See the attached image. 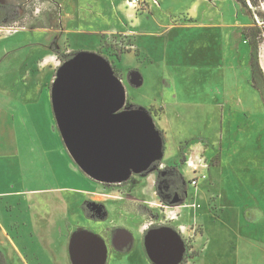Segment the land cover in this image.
<instances>
[{
	"label": "rangeland",
	"instance_id": "1",
	"mask_svg": "<svg viewBox=\"0 0 264 264\" xmlns=\"http://www.w3.org/2000/svg\"><path fill=\"white\" fill-rule=\"evenodd\" d=\"M254 1L252 10L264 15V0ZM0 9L6 17L0 22V158L12 163L4 174L28 189H43L47 200L75 195L47 191L52 187L78 194L77 220L65 219L61 205L55 218L57 264H72L58 240L67 246L70 234L83 232L80 209L97 224L116 263L123 258L114 253L128 251L141 231L146 246L154 236L179 234L176 227L184 223V257L174 264H264V114L250 85V47L243 36L253 22L236 0H0ZM80 53L107 63L124 87L119 112L143 109L161 140V160L121 185L86 175L56 124L57 71ZM258 56L264 73V39ZM131 72L142 78L137 88L129 84ZM236 94L247 97L244 106L231 103ZM188 158L207 165L198 169L206 177L196 186L189 184ZM172 170L187 186L185 202L173 199ZM121 193L126 199L105 198ZM105 199L116 204L113 220ZM49 204L58 209L57 202ZM179 207L178 221L166 219V211ZM38 224L34 246L42 250L46 230ZM6 253L10 264H22L15 252ZM144 257L137 252L124 264H154Z\"/></svg>",
	"mask_w": 264,
	"mask_h": 264
},
{
	"label": "water",
	"instance_id": "2",
	"mask_svg": "<svg viewBox=\"0 0 264 264\" xmlns=\"http://www.w3.org/2000/svg\"><path fill=\"white\" fill-rule=\"evenodd\" d=\"M128 77L134 88L142 84L138 72ZM124 95L107 63L88 53L63 62L53 84L57 127L72 155L102 184L124 183L161 160L156 155L157 148L162 152L161 140L149 115L144 112L146 121L138 114L143 109L119 112Z\"/></svg>",
	"mask_w": 264,
	"mask_h": 264
},
{
	"label": "crops",
	"instance_id": "3",
	"mask_svg": "<svg viewBox=\"0 0 264 264\" xmlns=\"http://www.w3.org/2000/svg\"><path fill=\"white\" fill-rule=\"evenodd\" d=\"M246 91L248 92L249 90ZM246 98L236 94L235 96H232L231 103L239 102L242 106H244L247 100ZM257 99V101H259L258 110L264 114V108L259 94ZM222 104L223 103H219L218 105ZM10 165L12 166V163H6L5 160L0 158V235L5 241L0 244V252L4 255L6 264H10L6 253L8 249L9 251L15 252V254L21 259L22 264H49L48 260L44 262L45 258H48L51 263L55 259L57 264L59 263V255L56 254L57 243L54 237L55 233L53 231V227L57 225L55 218L57 216L59 217L61 214V206H64L65 219L77 220L79 215L78 194L74 192L73 189H67V187H52V189H47V191L56 193L61 190H64L65 192L69 190L68 192L75 195L70 198L69 201L66 200L65 202L62 201L61 198L56 199L55 197L53 198V201L49 199L47 200V198L43 196L45 194L43 193V189H28L24 182H14L12 181L13 177L10 176L9 178V176L5 175L4 173L10 170ZM105 196V198L114 200L115 202L116 200H120V198L126 199L127 197L122 193L114 196ZM110 200L105 199L102 202L105 201L104 206L109 212V220H113V215H116L114 209L116 204H114V201ZM51 202L54 204L57 202L58 209L55 207L51 208L50 204L47 205V203ZM176 209V213L181 212L180 207ZM113 211L115 214L112 213ZM67 212L68 214H66ZM251 215V212L247 211L246 218L249 219ZM117 216H119L120 219V215L118 214ZM84 219L86 226L82 228L84 230L81 232L84 237L78 239L79 244H75L74 241L76 237L78 238L76 234H70L67 246L61 245L60 239L62 238L58 240V245L61 246L64 252L63 258H65V260L70 259L73 264H75V262L76 264H121L119 263L120 261H118V263L114 261V256L111 257L108 255V250L105 246L103 238H101V233L96 232L97 229L95 226H97V224L89 218ZM196 219H198V217H196ZM38 223L43 229L45 228L44 230H46V234L43 239H41L42 245H44L42 248L43 251L38 248V244L36 247L34 246V243H37L38 241L36 237L37 235L35 234V232H37L35 230V226ZM182 225L186 226L184 223ZM142 233L143 231L138 234L139 238ZM161 248H163L164 251L161 250ZM181 250L182 248L179 238L172 233L168 234L167 238H163V236H154L149 239L148 244L146 243L145 246L147 258L150 262H154V264H161L164 262L169 264L176 263L180 259ZM39 251L43 253H40ZM51 257H53L52 260L50 259Z\"/></svg>",
	"mask_w": 264,
	"mask_h": 264
},
{
	"label": "trees",
	"instance_id": "4",
	"mask_svg": "<svg viewBox=\"0 0 264 264\" xmlns=\"http://www.w3.org/2000/svg\"><path fill=\"white\" fill-rule=\"evenodd\" d=\"M247 16L252 20L253 26L246 28L243 32V36L248 41L250 47V82L251 87L259 94L261 103L264 108V73L259 64V44L264 39V15L262 13H256L252 8L258 7L257 1L254 0H236ZM4 11L0 9V22L5 19ZM261 25H258V24ZM71 58H67L69 60ZM65 60V59H64ZM181 202L185 201V196L181 195ZM0 264H6L4 255L0 252Z\"/></svg>",
	"mask_w": 264,
	"mask_h": 264
},
{
	"label": "flooded vegetation",
	"instance_id": "5",
	"mask_svg": "<svg viewBox=\"0 0 264 264\" xmlns=\"http://www.w3.org/2000/svg\"><path fill=\"white\" fill-rule=\"evenodd\" d=\"M172 172L175 174V175H177V178L176 179H173L172 180V178H171V182H173V183H170V188H171V190L173 191V199H174V201H180L181 200V198H182V196L181 195H184L185 196V201L187 200V197H188V189H187V186L183 183V182H181V180L179 181V179H180V177H179V174H178V172H176L175 170H172ZM133 175V174H132ZM130 179V177L128 178V180ZM124 182H127V181H124ZM181 182V183H180ZM101 184V183H100ZM123 184V183H122ZM121 185V184H120ZM184 201V202H185ZM85 209H80V213L82 214V216H84L85 218H89V217H86V215H85ZM178 214V213H177ZM90 219V218H89ZM178 221V220H177ZM152 225V224H151ZM179 225H182V224H179ZM83 228V227H82ZM82 228H80V230L78 229V231H83L84 229H82ZM188 228V227H187ZM76 229V228H75ZM148 229V228H147ZM146 229V230H147ZM178 233L180 234V232L178 231ZM72 234H74V232L72 233ZM79 234V233H78ZM78 234H77V232H76V235L78 236ZM178 234V235H179ZM80 235H82V233L80 232V234H79V237L77 238H75V244L76 243H78L79 244V240L78 239H81V238H83L84 236L82 235L81 237H80ZM180 236V238H181V234L179 235ZM143 237H144V232L141 234V236H140V238H139V241H135V242H132V244H131V246L129 247V250L127 251V249L126 250H124V251H122L120 254H117V253H114V251H111L112 253H114V254H116V256H121L123 259H122V263L121 264H124V261H125V258L124 257H126V256H129V257H133V255L136 253L137 254V252H138V254H139V256H140V258H142V257H144V263H148V258H147V256H146V253H144V252H146L145 251V246H144V242H143ZM181 242V241H180ZM115 246V245H114ZM122 250V248H121V245H117V250ZM115 250V249H114ZM108 255H109V251H108ZM110 256V255H109ZM183 257H184V252H182V250H181V256H180V260L182 261V259H183ZM160 262V261H159ZM73 264V263H72ZM75 264H76V262H75ZM151 264V263H150Z\"/></svg>",
	"mask_w": 264,
	"mask_h": 264
},
{
	"label": "built area",
	"instance_id": "6",
	"mask_svg": "<svg viewBox=\"0 0 264 264\" xmlns=\"http://www.w3.org/2000/svg\"><path fill=\"white\" fill-rule=\"evenodd\" d=\"M136 3V2H135ZM120 81V80H119ZM121 83V81H120ZM122 84V83H121ZM184 166H186L187 169H189L191 171V173L194 175L191 180L189 181V184L192 186H196L197 182L200 179H205L206 175H204L203 173H197L198 169L201 168H206L207 165L203 163V165H198L197 163L195 164L191 158H188V160H186L184 162ZM166 215V219H170V221L175 222L178 220V214L175 211H169V212H165ZM176 229L180 232V234L184 237H187V230L188 228L184 225H178L176 227Z\"/></svg>",
	"mask_w": 264,
	"mask_h": 264
},
{
	"label": "bare ground",
	"instance_id": "7",
	"mask_svg": "<svg viewBox=\"0 0 264 264\" xmlns=\"http://www.w3.org/2000/svg\"><path fill=\"white\" fill-rule=\"evenodd\" d=\"M262 55V54H261ZM262 61V60H261ZM124 94H125V92H124ZM124 100H125V95H124ZM52 108H53V112H54V116H55V119H56V108H57V106H55V107H53V103H52ZM54 108H55V111H54ZM138 114L139 115H141L142 117H143V119H145L146 121H147V117H146V114L144 113V111L143 110H139V112H138ZM152 124V123H151ZM58 129H59V127H58ZM63 131V130H62ZM63 133H64V131H63ZM60 134H61V132H60ZM61 137H62V140H63V142H64V144H65V146H66V148H67V150H68V152L70 153V155L72 156V158L75 160V162L78 164V166L82 169V171L86 174V175H88L91 179H93V180H96L97 182H101V183H103L104 181H101V180H98L97 178H95V177H93L77 160H76V158L72 155V153H71V150H70V148H69V144H68V139L66 138V136H65V134H64V136L61 134ZM156 145H157V143H156ZM157 147H158V145H157ZM156 155H157V158L159 159L160 158V156H161V154H160V152H159V150H158V148H157V153H156ZM128 180V179H127ZM126 180V181H127ZM121 184V183H120Z\"/></svg>",
	"mask_w": 264,
	"mask_h": 264
}]
</instances>
